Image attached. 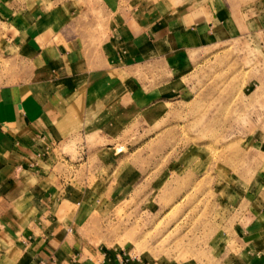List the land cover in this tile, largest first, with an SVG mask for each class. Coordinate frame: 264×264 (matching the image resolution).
Masks as SVG:
<instances>
[{
  "label": "crops",
  "instance_id": "crops-1",
  "mask_svg": "<svg viewBox=\"0 0 264 264\" xmlns=\"http://www.w3.org/2000/svg\"><path fill=\"white\" fill-rule=\"evenodd\" d=\"M262 12L264 0H0V50L26 59L24 77L0 87V264H150L84 244L90 175L67 177L56 156L115 160L109 145L78 148L148 109L142 64L177 72ZM235 194L233 264H264V162Z\"/></svg>",
  "mask_w": 264,
  "mask_h": 264
},
{
  "label": "rangeland",
  "instance_id": "rangeland-1",
  "mask_svg": "<svg viewBox=\"0 0 264 264\" xmlns=\"http://www.w3.org/2000/svg\"><path fill=\"white\" fill-rule=\"evenodd\" d=\"M258 14L247 15L248 31L195 50L177 72L142 64L137 76L148 109L120 119L115 130L91 133L92 145L78 148L83 155L109 145L115 160L56 156L55 170L67 177L90 175L84 181L95 196L76 224L84 244L150 264H233L235 193L264 162L255 145L264 134ZM25 62L13 48L0 50V87L23 78Z\"/></svg>",
  "mask_w": 264,
  "mask_h": 264
},
{
  "label": "built area",
  "instance_id": "built-area-1",
  "mask_svg": "<svg viewBox=\"0 0 264 264\" xmlns=\"http://www.w3.org/2000/svg\"><path fill=\"white\" fill-rule=\"evenodd\" d=\"M121 264H127V259L123 258Z\"/></svg>",
  "mask_w": 264,
  "mask_h": 264
}]
</instances>
